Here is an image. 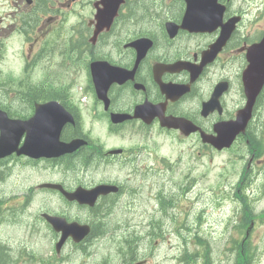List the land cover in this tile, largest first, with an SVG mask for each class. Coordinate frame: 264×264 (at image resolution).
<instances>
[{
    "label": "flooded vegetation",
    "instance_id": "obj_1",
    "mask_svg": "<svg viewBox=\"0 0 264 264\" xmlns=\"http://www.w3.org/2000/svg\"><path fill=\"white\" fill-rule=\"evenodd\" d=\"M162 1L164 7L175 8L171 15L156 16ZM188 4L192 7L187 19ZM12 38H16L15 47ZM2 39L0 62L11 54L16 57L0 70V81L15 78L19 88L0 91V114L6 121L34 120L39 109L44 113L43 104L55 103L59 109L54 111L60 116L57 126L44 130L43 137H36L37 129L29 128L20 136L17 151L0 158V229L10 226L13 230L11 236L0 230V264H51L35 257L34 242L44 241L49 250L51 241L55 247L61 235L42 214L90 226L87 236L77 243L68 238L59 252L74 248L81 258L77 264H152L151 259L164 264V246L170 252L172 239L179 242L176 231L192 226L174 222L173 215L188 211L173 207V197L164 185L156 184L157 192L141 188L137 173L144 151L140 148L154 133L169 140L180 153L173 162L168 161L169 175L185 160L196 162L197 147L215 153L240 151L241 159L249 158L246 173L253 171L252 162H262L256 156H264V83L260 92L256 96L251 93L249 98L244 77L251 66L252 81L258 85L264 73V0H0ZM74 87L81 90L77 96L73 95ZM39 88L37 95L26 98L27 117L9 113L14 101ZM249 100V120L244 132L238 131L235 121L247 110ZM93 124L104 125L108 142H123L121 137L127 130L141 139L134 146L107 147L104 140L93 137ZM230 127L234 130L231 145L214 147L210 140L216 138V132ZM26 133L31 142L23 149ZM72 142L74 149L66 152ZM46 162L53 163L56 176L47 172L38 183L29 182L34 175L31 171L35 167L40 171ZM79 167L85 172L93 169L109 174L128 168L130 172L128 177L119 175L117 181L101 177L80 186ZM190 177L177 183H186ZM49 182L70 193L101 183L114 185L117 191L99 197L88 207L66 199L59 190L40 186ZM118 182H125L126 190ZM123 191L127 208L140 209L129 216V228L114 223L119 212L117 199ZM153 193L165 199V214L155 226L156 257L147 255L146 250L141 254L143 226L132 218L143 216L148 202L153 206ZM36 194L42 200V211L37 214L33 210ZM51 197L69 209L63 213L50 210ZM78 214V219L70 218ZM129 236L134 239L135 256L123 257L116 242ZM120 256L122 259L116 260ZM194 262L192 252L176 254L169 264ZM54 264L69 263L59 259Z\"/></svg>",
    "mask_w": 264,
    "mask_h": 264
},
{
    "label": "rangeland",
    "instance_id": "obj_2",
    "mask_svg": "<svg viewBox=\"0 0 264 264\" xmlns=\"http://www.w3.org/2000/svg\"><path fill=\"white\" fill-rule=\"evenodd\" d=\"M262 1V0H259ZM165 1L161 2L162 8H158L156 10V16H169L171 15L175 8L167 6ZM15 39L12 38L10 42L15 44ZM5 41V40H0ZM19 47H21V44H18ZM16 57V54H11L8 56L7 59L0 62V70L6 69L9 64H11ZM28 79L25 78V82H27ZM10 88H19L16 86V79L13 78L12 80L1 83L0 81V91H5L6 89L9 90ZM41 91V88L35 90L31 93H26L16 101H14L13 106L9 109V113L13 117H19V118H25L28 115L27 112V105H26V98L28 95H37ZM93 137L94 138H100L104 140V144L107 147H110L112 145H123L126 147L134 146L136 143L135 141H139L141 138L137 137L135 132H127L124 134L121 139H124L123 142L119 141H113L108 142L106 141L107 134L104 130V125L99 124H93ZM128 133V135H127ZM174 146L171 144L169 140H166L165 138L158 136V134L154 133L151 137L148 139L142 141L141 148L143 149L144 153V161L142 162V170L138 175L141 174L142 171H144L145 166L147 165V168L150 166L154 169L155 173L152 170L147 169V173H145L144 177L141 179V188L143 191L146 189H152L154 191H158V188L156 187V184L159 183V185H164L162 188H164L169 195H172V197L175 199L177 198V194H179L180 190H177V187H188L190 184H192L194 188V191H192L189 195L190 197H195L197 194L200 196H203L205 198V201L203 200L204 205L202 203H196L197 207H202V209H205L208 211V214H206L205 219L200 221V225L203 226V232L206 233V235H209L210 239V255L212 257L213 262H218L221 259L224 258L223 251L227 248L226 246V239H231L232 237L236 236L235 232L227 230L222 225V213L224 210H226L228 207H230V203L227 199L221 198L222 194V187L224 186L225 182H230V185L240 186V194L243 196L249 197L252 196L253 200L258 201V203L255 206V211L258 212L261 209L264 208V156L262 154L257 155L256 158L262 162H253L255 165V168L252 172L246 173L244 168L240 165H238L235 160L239 157L241 154L240 151L234 150V151H225L222 153H215L212 151H207L205 149L196 148L194 154L197 157L196 162L192 161L191 163L185 160L182 166H180L177 169H173L175 172L171 175H169L167 172H165V169L167 168L168 161L173 162L177 156V154L180 155L178 150H175L173 148ZM198 149V150H197ZM200 152V154L197 153ZM202 155H204V158H200ZM184 158H186V154L184 155ZM147 159V162L145 163V160ZM166 164L162 165V162H165ZM53 163H43L41 164L40 168L41 170L38 171V167H35L31 173L34 174L33 178L29 180V182H34L35 184L38 183L43 177L47 176V172L51 174V176H56L54 165H51ZM46 167H48V171H46ZM81 170L80 172V179L79 184L80 186H84L86 183H89L91 181L98 182V180L101 177L111 178L114 180H118V176L122 177H128L127 173L130 172V168L123 170L121 172L111 171L109 174H107L104 171H94L93 169H89L88 172H85L84 169L81 167L78 168ZM72 172H70L71 174ZM190 175V179L185 182H179L178 180H185L186 176ZM69 177V173L63 178L67 179ZM172 178L173 182H167V179ZM249 178H253L252 181H248ZM256 180V184L253 183V181ZM242 181V183H240ZM95 184V183H94ZM118 184H121L124 190H126V183L125 182H118ZM181 185V186H180ZM192 187V188H193ZM4 193L5 190L3 191ZM38 194L35 195V199L33 202V210L37 214L38 212H41L42 208V200H38ZM219 200H218V199ZM147 206L145 207V213H144V221L143 216H132L135 220L140 222L141 224H146L150 229L154 228L153 225H156V221L158 218L165 214V212L162 211L161 213L156 210H152V206L150 202H148ZM48 207L50 210H58L59 212H65L69 209L67 204H64L63 202H56V200L51 197L48 202ZM117 208H119V212L115 215V223H121L124 218L129 217L133 214H137L138 210H132L128 209L129 207L128 203L125 201L124 198V191L121 193V195L118 196L117 199ZM169 207V206H166ZM126 208V209H125ZM157 208V207H156ZM182 208H186L188 210V204L187 202L182 205ZM197 209V208H196ZM123 210V211H122ZM122 211V212H120ZM81 214L78 215H71L70 218L75 219L79 218ZM246 223H244L243 228L249 229L251 227L250 221L245 220ZM253 223V228H254ZM1 233L4 236H11L13 234V230L10 226L4 227L3 229H0ZM45 231V230H44ZM186 234H189L191 232L190 229L185 230ZM39 234H36L38 236ZM35 236V237H36ZM250 243L252 247H255V252L253 254V260L252 264H264V222L259 223V225L250 231L249 233ZM54 238L53 231L51 232V239ZM123 249L127 250V247L123 245ZM143 250V247L141 251ZM34 252L35 257L38 259L44 258L46 261H50L51 264H54L55 260L59 259H65L68 261L69 264H77L78 261L81 259L74 248L67 247L61 256L60 254L55 253L54 249V241H51V246L49 250H47L44 246V241L34 242ZM127 259H123V262L126 263Z\"/></svg>",
    "mask_w": 264,
    "mask_h": 264
},
{
    "label": "water",
    "instance_id": "obj_3",
    "mask_svg": "<svg viewBox=\"0 0 264 264\" xmlns=\"http://www.w3.org/2000/svg\"><path fill=\"white\" fill-rule=\"evenodd\" d=\"M189 1L196 2L198 0H189ZM214 2H216V0H214ZM191 5L192 4H188L187 6V11L185 14V18L187 19L191 17V12H190V8L192 7ZM116 8L117 6L114 7V12ZM263 79H264V76L262 80L260 81L258 87H256L251 84V78H250V80L248 81L246 85L248 93H251L252 90H254V92L257 93L262 85ZM249 108H250V104L248 106L246 119L243 121L242 125L239 122L236 123V127L238 131H242V132L244 131L243 130L244 124L249 117V111H250ZM42 109H44V113H42V111L39 109L38 113L35 116V119L28 120L27 122H20V121H14V120L6 121L4 115L0 114V130H1L0 158L10 152L17 151L16 144L18 143L20 136L24 132H26L29 128L31 127L36 128L37 132L35 133V136L43 137L44 130L53 129L55 126H57L60 115L58 112L54 111V109L58 110L59 109L58 105L55 103H50V104L43 106ZM48 109L50 110L48 111ZM52 111L55 114H45V113L52 112ZM60 113L62 114L61 110H60ZM240 120H241V116L239 117V121ZM233 131H234L233 127L223 128V130H219L218 136L210 140L211 144L219 149L223 147H227L231 143L232 138L234 137V133H231ZM29 142H31V140L26 133V139L22 146L23 149H27V146H29ZM61 147H62V144H61ZM74 147H75L74 143H70L66 146V151H71L74 149ZM109 190H110L109 187L104 190L103 186H99L98 188L89 192L87 196H93V198H95L99 193H107ZM85 199L89 200V197H85ZM79 201L86 202V201H82L81 198L79 199ZM92 201L93 199L90 200V202ZM45 218L51 222L52 226L54 227L56 231H59L62 234L59 242L56 244L57 251H59L66 237L69 236L64 233L65 230L71 233L72 232L79 233L78 236H82L84 234V228H81L82 226H78L75 223L66 224L64 220H61L58 218H54V217H45ZM59 225H61V228L58 230L56 226L59 227Z\"/></svg>",
    "mask_w": 264,
    "mask_h": 264
},
{
    "label": "trees",
    "instance_id": "obj_4",
    "mask_svg": "<svg viewBox=\"0 0 264 264\" xmlns=\"http://www.w3.org/2000/svg\"><path fill=\"white\" fill-rule=\"evenodd\" d=\"M165 202L164 197L162 196V203ZM161 206V205H160ZM159 206V207H160ZM254 248L250 243L245 239L242 244L241 255L237 256V264H252ZM227 258H230L233 254L227 253ZM210 255V254H209ZM206 264H209V260H206Z\"/></svg>",
    "mask_w": 264,
    "mask_h": 264
}]
</instances>
